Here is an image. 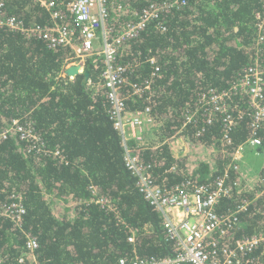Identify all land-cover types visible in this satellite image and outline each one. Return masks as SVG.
<instances>
[{
  "label": "trees",
  "instance_id": "16d2710c",
  "mask_svg": "<svg viewBox=\"0 0 264 264\" xmlns=\"http://www.w3.org/2000/svg\"><path fill=\"white\" fill-rule=\"evenodd\" d=\"M2 1L0 15L15 16L27 25L50 22L38 0ZM120 1L130 8L127 19L131 20L154 2L172 0ZM263 18L264 0H179L129 41L119 60H141L131 74L133 81L153 78L152 115L161 123L159 141L181 131L194 147H210L209 159H201L195 168L190 167L188 155L176 157L168 144L154 143L159 147L138 151L150 165L154 183L169 190L211 187L219 177H225L228 185L237 179L229 167L230 153L254 133L249 96L232 94L227 100L235 117L230 129L218 113L208 122L199 109L200 97L212 88H230L248 65L257 64L264 77ZM69 53L65 47L50 48L44 38L0 30L1 121L4 125L14 118L33 122L46 149L60 150L64 159L51 152L28 153L17 136L0 142V211L10 204L14 192L22 194L26 206L19 227L0 214L1 251L10 264H19L27 250L25 233L30 232L39 239L37 251L43 264H116L122 257L173 256L176 246L167 236L162 215L125 164L126 145L110 118L106 94L90 83L98 81L100 68L89 61V75H69L65 66ZM149 56L161 66L155 76L146 63ZM145 104L142 99L129 101L128 110ZM193 111L196 121L187 123ZM225 133L229 142L224 141ZM256 134L264 143V124ZM99 197H107L109 204L99 203ZM246 198L250 205L239 213L242 225L221 244L261 231L262 215L256 211L264 206V198L253 201L248 191L234 192L221 199L217 211L229 214ZM244 262L264 264V244L245 254Z\"/></svg>",
  "mask_w": 264,
  "mask_h": 264
},
{
  "label": "built area",
  "instance_id": "2783aa9c",
  "mask_svg": "<svg viewBox=\"0 0 264 264\" xmlns=\"http://www.w3.org/2000/svg\"><path fill=\"white\" fill-rule=\"evenodd\" d=\"M48 12L50 22L45 25H27L15 16L0 15V30H19L28 37L44 38L52 49L65 47L70 50L65 66H79L80 73L87 70L89 61L100 68L98 81L93 83L95 90H103L107 97L108 112L115 127L118 128L125 142V164L138 180V187L146 199L154 205L163 217V226L167 236L176 246V253L166 258H119L116 264H247L244 255L264 244V206L258 207L262 215L263 227L252 235L243 236L232 243L221 244L219 241L242 225L239 213L249 209L250 202L242 200L238 209L229 214H221L217 207L223 197H230L234 192H250L253 201L264 198V163L261 170L254 172L243 162L244 150L254 147L256 154L264 158V143L256 130L264 124V77L257 64L248 65L244 75L230 88L219 90L212 88L200 97L202 114L212 122L214 114H221L228 129L235 125V117L229 112L227 100L232 94L249 96L252 110L251 124L254 133L230 153L232 160L229 167L237 174L232 184H227L225 177H219L211 187L205 185L175 186L169 190L153 182L150 177V165L144 163L137 154L159 144L161 123L152 115L155 101L152 77L142 82L132 80V73L141 66V60L125 62L119 60L126 54L129 41L136 38L153 22L169 12L179 0L152 3L140 14L128 20L131 10L120 0H38ZM4 2L0 0V11ZM125 18V19H124ZM261 27L264 26V18ZM161 29L166 28L158 25ZM120 57V58H119ZM146 63L151 68L152 76L157 75L161 66L155 56H149ZM129 86L127 89L126 87ZM125 88V89H123ZM145 100L146 104L135 111L128 110V102ZM197 111L188 113L186 122L196 121ZM17 136L25 143L27 152L44 151L61 157L60 150H48L38 134L33 122L14 118L4 125L0 118V142ZM154 140V142H153ZM224 141L229 142L225 133ZM160 144H168L176 157L187 155L184 146L194 147L181 131L165 138ZM184 145V146H183ZM208 154L207 145H199ZM183 148V152L179 154ZM46 149V150H45ZM213 152V149H211ZM198 155V154H197ZM197 157V156H196ZM204 158V157H203ZM202 158V159H203ZM64 160V159H63ZM175 169V167H174ZM95 191V190H94ZM10 204L0 214L10 219L17 227L22 226L26 206L21 193L9 196ZM98 202L109 204L107 197H99ZM26 252L18 258L19 264H43L39 252L40 242L35 234L26 232ZM135 241V234L129 237ZM0 264H10L7 255L0 249Z\"/></svg>",
  "mask_w": 264,
  "mask_h": 264
},
{
  "label": "crops",
  "instance_id": "0c3cea01",
  "mask_svg": "<svg viewBox=\"0 0 264 264\" xmlns=\"http://www.w3.org/2000/svg\"><path fill=\"white\" fill-rule=\"evenodd\" d=\"M183 148L185 149L184 153L187 154L190 158L189 164H190L191 168L197 167L198 163L200 162V160L203 157H204L203 160L209 159V157L205 156L206 155L205 150L199 146L195 145V147H192L190 145H186ZM183 148L180 150L179 154L181 153ZM195 153L196 154L199 153V154L196 155ZM193 157H196V160H194ZM258 158L262 159V164H261V166H262L264 163V158L262 156L256 154V149L254 147L247 146V148L244 150V154H243V161H244L243 163L246 166H248L250 169H252L254 172H258L261 170V167L259 169L256 167V161Z\"/></svg>",
  "mask_w": 264,
  "mask_h": 264
},
{
  "label": "water",
  "instance_id": "95a60500",
  "mask_svg": "<svg viewBox=\"0 0 264 264\" xmlns=\"http://www.w3.org/2000/svg\"><path fill=\"white\" fill-rule=\"evenodd\" d=\"M80 73V67L79 66H71L67 69V74L69 75H76ZM86 75H89V70L85 71Z\"/></svg>",
  "mask_w": 264,
  "mask_h": 264
},
{
  "label": "rangeland",
  "instance_id": "374dc122",
  "mask_svg": "<svg viewBox=\"0 0 264 264\" xmlns=\"http://www.w3.org/2000/svg\"><path fill=\"white\" fill-rule=\"evenodd\" d=\"M261 164H262V159L258 158L257 161H256V167L259 169L261 167Z\"/></svg>",
  "mask_w": 264,
  "mask_h": 264
}]
</instances>
